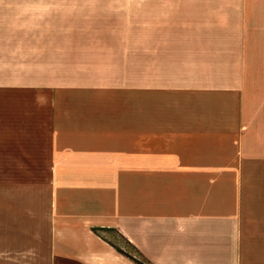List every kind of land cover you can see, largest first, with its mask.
Here are the masks:
<instances>
[{"label":"crops","instance_id":"1","mask_svg":"<svg viewBox=\"0 0 264 264\" xmlns=\"http://www.w3.org/2000/svg\"><path fill=\"white\" fill-rule=\"evenodd\" d=\"M72 1L0 0V264H264V0H109L69 82Z\"/></svg>","mask_w":264,"mask_h":264},{"label":"rangeland","instance_id":"2","mask_svg":"<svg viewBox=\"0 0 264 264\" xmlns=\"http://www.w3.org/2000/svg\"><path fill=\"white\" fill-rule=\"evenodd\" d=\"M66 4L71 6L69 10L71 11L72 16L70 18H66V21L70 25V29L72 32V41L80 42L87 39L89 41L101 43V47L99 49L93 50L89 49L88 47L84 48L82 47L83 45L81 46L80 44L73 43V48L71 50H64L61 52L56 51L57 55L60 54L61 61H65L68 64V67L63 65H59L56 67L58 75L66 70V74H71V77H69L70 80H68L69 82H73L76 79L74 78L75 75L78 76L77 79L80 78L79 73H82L83 76L87 77L88 73H91V71H95L94 62H91V59L96 57H99L100 60H105L109 63H113V65L109 66H106V64L104 63L103 72H106L107 74H111L114 72H126V66L123 67L121 62L124 63V61H126L124 60V57L127 56L129 51L125 49L113 51L111 49H103L102 47L105 45H112L111 42L113 41V38L111 32L113 29L121 30L123 29V26L128 25V17H123V15L120 14L121 12H118L120 10H127V8H125V5L128 4V2H125L124 4V2H112L109 0H86L72 1L70 4ZM121 36L117 35L116 40H119V37ZM86 61L89 63L88 65L84 64L86 63ZM114 62H116V64ZM61 76L58 77L61 78ZM7 90L11 91L9 89ZM32 90L44 91L46 89H44L43 87H24V94L18 93L17 97H15L16 95L14 94V92H8V106H22L23 104L24 106L30 107L36 105V103L39 101H43L44 103L42 104L44 105L48 104L47 94H43L42 92H40L41 94L34 93ZM18 92H20V90H18ZM24 136L26 137V134ZM29 179L31 178H25L24 180ZM104 235L111 239V241L119 246L120 249L122 248L128 250L133 254H136L137 258H139V254L137 252L134 253L133 249L129 247L127 243H125L121 239V237L118 236V234L109 231Z\"/></svg>","mask_w":264,"mask_h":264},{"label":"trees","instance_id":"3","mask_svg":"<svg viewBox=\"0 0 264 264\" xmlns=\"http://www.w3.org/2000/svg\"><path fill=\"white\" fill-rule=\"evenodd\" d=\"M134 248V247H133ZM117 249L123 253H125L122 249L118 248ZM135 251L139 254V258H135L136 261L139 263V264H148V262L142 257V254L139 252V250L137 248H135ZM127 254V253H125Z\"/></svg>","mask_w":264,"mask_h":264}]
</instances>
